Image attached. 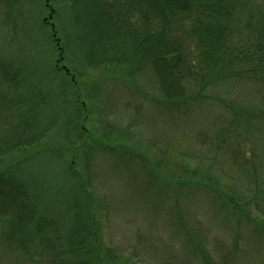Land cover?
<instances>
[{
    "label": "trees",
    "instance_id": "16d2710c",
    "mask_svg": "<svg viewBox=\"0 0 264 264\" xmlns=\"http://www.w3.org/2000/svg\"><path fill=\"white\" fill-rule=\"evenodd\" d=\"M66 1L68 19L57 24L51 0H0L23 28L37 16L20 61L0 55V264H136L104 238L116 197L96 196L95 160L110 169L106 180L122 174L140 211L164 219L182 264H236L242 224L264 235V0ZM84 68L101 73L91 89ZM140 77L159 93L148 94L170 121L166 143L152 123L144 144L129 128L113 138L108 125L94 127L96 135L88 100L99 82L142 90ZM55 131L65 137L50 142ZM55 153L64 157L51 177L28 170L36 155ZM190 205H206L219 230L234 234L217 239L218 259Z\"/></svg>",
    "mask_w": 264,
    "mask_h": 264
},
{
    "label": "rangeland",
    "instance_id": "374dc122",
    "mask_svg": "<svg viewBox=\"0 0 264 264\" xmlns=\"http://www.w3.org/2000/svg\"><path fill=\"white\" fill-rule=\"evenodd\" d=\"M51 1H53L59 9V13L56 14L55 18H52V21L61 24L68 19L66 17L68 15V2L66 0ZM41 5L42 6H39L40 9L43 7L42 2ZM43 9L44 8L41 9L42 18L48 17L49 10ZM6 14V12H0V55L3 58H15V61L18 62L20 61V48L18 46L22 40L24 41V39L30 35L26 34L27 31H30L32 35L31 38H34L35 26L32 22L30 24V21H33L32 16L37 20V16L36 13L31 12L29 13L30 21L26 22L27 16H25L26 19L25 17L22 18V21L26 22L25 25L29 24V26H31L30 28H23L21 27L22 25H20V16L17 15V13H11L10 16ZM15 26L19 28L18 33L13 31L15 30ZM21 30L25 31V34L24 32H20ZM44 42L45 41H43L42 44L45 48L47 44ZM23 52L27 53L29 59L31 58L30 55H28L29 52H25V50ZM34 53L35 49L32 55H34ZM45 54L52 56L56 55L55 60L59 57L57 52L45 51ZM82 75V79L89 81L84 88L91 89L92 86H94L92 82L97 81V76L101 75V73L99 70L84 68ZM137 83L142 87V90L115 79L99 82L98 93L88 100L91 117L90 120L87 121V126L90 127V129L94 127L99 128L101 129L100 131H102L104 129L103 127L108 125L107 127H110V130H112V134L110 135L113 138H117L115 130L124 131L129 128L135 131L133 140L137 143L141 142L144 144L149 136H154V133L147 127L149 123H152L156 131L159 129L164 133L163 137H165L166 143L168 140L167 135H169L170 131V121L166 114H162L164 113L163 111H165L164 107L159 105L160 103L157 101H154L148 94L150 93L157 96L159 93H157L155 89H152L146 78H138ZM11 109L12 108L9 110ZM6 111L8 112V110ZM9 112H11V114H8L9 117L15 118L14 110ZM4 115L5 114L0 111V131L2 130L1 124H3L1 118ZM153 117L154 119L148 122V120ZM10 124H12V122ZM93 130L97 132L96 135H102L103 131ZM61 131L63 132L64 129ZM62 132L58 134V132L55 131V134L51 135L50 142H56L58 138L62 137L61 135L65 137V134ZM173 134L175 135V133ZM182 138L183 135L179 140ZM70 151L71 148L66 150L65 157H70ZM57 152L59 153V147L57 148ZM27 154L30 156L34 155L31 152ZM9 156L11 158L20 159V151L19 153H12ZM63 157L64 156L56 153L48 156L38 154L34 158V166L32 167L31 164H28L27 168L45 179L57 172L56 170L60 168V160ZM105 165V163L102 164L100 161L97 162V160L93 163V171L97 174L93 179V189L97 194L96 196L102 197L103 195H108L106 198L107 202L110 201V195L114 194V197H116L114 199L116 209L112 211L111 217H109V220L105 218L102 219L104 225V238L109 241L111 245L122 249L124 248L127 253H133L136 258H133L136 264H182V261L177 260L175 255V253H181L180 244L174 241L166 230L164 219L162 221L161 216L156 218L140 211L136 201L130 199L126 195L127 184L121 173L117 172L120 174L119 176L115 174L114 179L106 180L107 177L105 174L108 173L110 169L107 170ZM235 179L238 180V187L241 186L242 181L238 178ZM195 202H198V200ZM262 203L264 204V202ZM194 206L195 205H190L189 207L191 210L195 208L193 212H191L190 217L192 216V220H195L199 228H203L207 231L206 234H210L207 243L213 251V255L215 254L218 259L221 254L215 253L214 250L216 245H221L217 244V239L219 238L231 243L235 241L236 238L232 233L225 234L219 230L215 222L216 220L212 218L213 212L210 211L206 205H200L199 208L197 207L198 205L196 207ZM111 208H113L112 205ZM259 218H264V215L260 212ZM208 227H210L211 230H207ZM235 252L237 254L236 257L239 258L236 264H264V235L255 231L254 224H242L239 232V244ZM185 261L187 262V260ZM185 261L183 264H185ZM220 261H222V259L217 260L216 263L219 264Z\"/></svg>",
    "mask_w": 264,
    "mask_h": 264
}]
</instances>
